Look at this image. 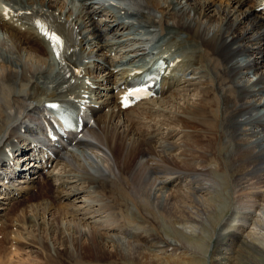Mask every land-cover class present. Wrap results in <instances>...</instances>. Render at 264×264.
<instances>
[{"label":"bare ground","instance_id":"bare-ground-1","mask_svg":"<svg viewBox=\"0 0 264 264\" xmlns=\"http://www.w3.org/2000/svg\"><path fill=\"white\" fill-rule=\"evenodd\" d=\"M99 1L0 0V29L5 31L11 42L8 44V40L0 36V96L3 100V102L0 101V134L9 125L11 115L15 116V114H19L18 112H27L31 117L32 113L37 114L41 111V105H43L45 100L53 97L62 98L60 95L66 89L63 67L55 60L42 40L30 30L23 29L11 17V11L16 7L20 9L45 7L47 10H56L64 18L68 19L69 23L76 27L75 33L80 34L79 44L74 56L84 68L85 73L81 77L77 88L80 94L90 92V101L95 105L97 104L98 108L92 107V118L94 123L98 125V129L102 131V134L98 138L111 148V153L116 159L117 171L120 173L123 171L119 160H127L128 165L125 168V172L124 174L117 175L119 180L115 184L116 174H112L114 177L111 174L102 176L91 174L79 176L73 173L71 168L67 169L64 166L62 169L65 171L63 173L61 171L59 175L57 174L58 180L55 183L53 182V184L50 181L49 173L42 175L38 185L47 186V193L43 197L37 198L33 194H30L28 196L30 199H27L28 201L21 205L16 210V213L12 211V213H15L14 215H9L8 213L7 216L4 214L5 212L1 213L2 208H0V217H6L9 221L8 223L10 221L14 223L17 220L20 223L18 225H28L30 229V225L32 226L33 223L36 225H45L46 222L43 217L47 214H52L55 224L52 225L50 223V225L48 223L47 227L50 229L48 231L51 233L54 231L58 232L62 229L60 226L62 223V215L66 216L68 213L67 216L76 217L79 214L77 215V213L63 208V213H60V218H57L55 216L57 211L54 210L58 209L56 204L59 205V209L62 208L60 204L70 209L72 205L66 202L68 196L72 197L80 192L93 193L96 191V195L102 194L103 197L101 199L105 201L109 199L110 203H105L104 201L101 204H95V195H92L90 208H93V210H90V212H99L98 209L100 207L97 209L99 205H101L103 210L108 209L113 211L112 213H115L116 211L113 209H116L118 210L117 213H122V218L125 219L122 222L129 227L133 222L138 224V220L128 216L125 210H129L130 205L134 207L137 205L136 208L138 209L139 207L144 213L150 211V213L146 214L148 218L144 217V220L149 223L151 230L154 231L156 227L159 233L161 231L163 233L164 231L167 235L170 232V235L173 237L181 235V237L183 236L181 240L184 239L185 244L186 242L190 243L186 235H183L184 232L182 233L175 224L181 221L197 222L206 228L207 222L214 221V213L212 212H216V210L212 207L211 202L202 196L199 199L194 198L190 203L188 200H186V203H181L184 200L176 195H172L173 197L168 200L169 205H167L170 213L168 210L165 213H158L159 211L155 209V206L158 205L156 200H161L162 197L164 198V192L161 191L160 196H162L160 197L158 195L160 190L147 188L144 173H149L151 167L148 164L146 155H152V159L156 161H158L157 157H160L161 161L168 165L167 153L159 149L157 150L153 142L146 137V133H141L139 128V131H136L134 129V120L129 123L128 119L126 120L125 117H122V114L129 116L135 108L143 103H139L133 108L120 109L116 97L117 93L112 89L111 83L120 75L123 61L127 57L136 55L135 58L137 59L141 57L142 59L146 57L151 59L152 56L148 55V53L159 48L163 53H167L170 59L176 63L185 65L187 62H191V64L198 65L200 68L198 73H202V76H205L207 71L211 73L214 78L213 80L211 78H204V81H201L200 85L198 84L199 89L197 91L198 93L196 92L197 97L194 102L191 103L189 99V102L185 99L184 105L176 103L177 109L181 113L176 114L177 116L175 118L170 115L164 117L165 120L162 119L164 121L162 124H167V121H170L172 124L167 125H179V128H183V132L184 128H191L190 131L185 132L186 134L184 133L183 143H178V146L181 147L180 153L184 154L186 158L193 155L195 158L203 156L205 164L202 165V168H205L210 162H216L217 166L215 167L222 168V164H225V156H223V153H226L225 148H228L230 142L236 139L238 144H232L231 146L237 149L236 157L241 162L242 169L249 173L239 174L234 178V181L237 184L245 185L243 186V190L248 191L252 196H256V193L251 191L252 188L247 182L249 178L253 177H256V180H262L264 178V124L250 126L246 124L250 120L255 121L259 118H264V8L259 9L264 0H119L122 3H117L115 9L117 10V15L120 17L114 15L109 16L110 20L101 19L103 18L102 10H99L97 7ZM91 5H95L97 8L89 9ZM100 15H102L100 19L96 18ZM124 31H127V35H124ZM130 37H137V40L133 41L137 47L131 48L128 52L126 50L127 48L124 49L126 51L119 49L117 51L120 52L119 57H111L108 55V52L113 51L117 47H122L124 40ZM179 37H183L182 40ZM178 51L183 53L179 58L175 57ZM25 52L31 54L32 62L24 57ZM251 69L254 71V77L256 78V81L252 84L253 78L245 80L248 77V72L246 71ZM84 77L88 78V83L83 82ZM230 80L234 81L235 87L230 86ZM213 87L216 91L213 90ZM181 95H185L186 98V94ZM247 97H249L248 100H246ZM261 97L263 98L261 99ZM160 100L163 99H151L145 102H153L157 105ZM154 104L152 105V109L156 107ZM8 107L14 109L13 114L6 112V108ZM155 109L158 110L157 107ZM168 112L169 110L166 112L163 110L162 115ZM154 113L156 114V112ZM23 121H13L15 123L9 131L0 138L1 161H4L6 154L8 158L10 156L14 157L15 153L19 156L20 153H23L24 148L28 147L26 137L20 134L21 128L25 127L24 129H28ZM128 124H130L129 127L124 129L123 126ZM190 132H196V134H190ZM224 138L225 140L223 142ZM81 142H84V140L80 139L77 141V143ZM240 142L242 144L247 143L246 145L248 146L250 144L251 148H244L245 145L240 144ZM197 146L204 148L207 146L209 153H199L195 148ZM232 147L230 148V152L227 153L228 157L226 154L229 160L225 166H228L230 160L234 157ZM216 151L222 156L223 161L221 160L222 158L217 157L218 153ZM61 154L60 150L55 152L58 158ZM83 156L92 159L90 153L86 151L83 152ZM175 156H170L171 159L173 157L172 163L175 162L176 164L182 165L186 158L178 160ZM139 159H142L144 165L141 166ZM249 159L255 160L251 172L246 167ZM34 165H37V163H31V167L25 165L22 168L27 171L35 170ZM133 168L137 171L129 177L127 174ZM191 170H195V168L187 167L183 171L186 172L184 173L185 175L190 177L189 172ZM214 170L215 168L212 169L209 167V171L213 172ZM178 171L180 174V170L172 171V174ZM225 173L230 174L227 170ZM71 174L72 177H78L77 180H84L87 183L86 186H80L79 184L70 185L71 180L68 177ZM158 174H160V171ZM174 178L175 180L179 179L176 178V175ZM214 178L217 177H212V179L218 181V179ZM34 179L30 175L29 180H22V183H25V185L18 187L21 196L33 188L31 184L35 182ZM199 185H201L202 189L204 188L202 184ZM193 189L190 191V194L195 197L197 191L195 192ZM147 199L153 203L151 207L153 210L148 209L146 205ZM253 201L256 204L258 203L257 206H259L261 205L260 202L262 199ZM42 206L43 211L41 215L39 212L42 210ZM74 210L76 211L77 208ZM139 213L141 212L139 211ZM144 213H141V216L145 215ZM82 214L85 215L87 213ZM250 219L256 221L255 224H259V219L256 216L251 215ZM160 224H164L166 229H162ZM7 226L10 227L9 224ZM77 226L79 225L75 227L77 228ZM75 227H66V230L60 234L63 236L65 231H68L69 234H65L63 237H71L73 246L79 249L81 253L84 251L94 256V251L105 248L109 255H113V257L120 255V251L115 249L116 245L112 243V245H109L112 246L111 250H108L106 240L101 241L104 239L101 234L89 235L90 237L88 234H82L83 243H81V239L75 240L73 236L80 232ZM6 230L7 228L4 230L0 229V233L3 231L4 234H8V236H5L7 243L4 237L0 239L2 249L4 248L3 250L0 248L1 252H4L3 254L8 251V245L11 244L9 235L12 231L10 229L8 231ZM223 230L216 232V236L213 239V247L219 243L223 244L221 242L225 238ZM20 233L23 234V232ZM61 235L58 236V239L54 238V242H60L64 245V248L54 250L55 254L52 252L53 246L48 242L49 240L47 241L39 237V239L34 238L37 243L38 241L40 242L42 248L45 245V249H43L45 254L43 256H40L41 253L37 254L40 257L39 263L62 264L65 260L64 256L66 255H68L69 259H75L72 260L75 262L74 264H79L83 261L80 254L75 255L68 249L65 239ZM230 235L234 236L235 234L232 231ZM31 236L33 235L31 234ZM240 237L243 238L239 242L241 243V247L239 246L240 249L254 258L258 255L262 262H264V244L257 243L259 239L254 235ZM66 240L70 242L68 241L70 239L66 238ZM178 240H172L170 244L173 243L176 246L183 245L185 247L184 244L178 243ZM204 242L197 244L200 246L205 244ZM192 244H194L193 241H191V247ZM11 245L6 255L7 259L14 256L17 259V264H28L27 258L29 254H27L28 256L26 255L27 258L25 255H21V245H16L14 253L10 252ZM47 245L49 246L48 248ZM205 248L207 251L206 246L204 250ZM86 253L84 254L85 256ZM131 253L140 258L138 250H132ZM154 258L141 261L140 264H168L165 262L162 263V260H157L156 257ZM0 259V264H8L7 260L1 256ZM10 259L11 261L13 260L12 258ZM94 259L97 258L94 257ZM193 263L197 264L198 261L194 258Z\"/></svg>","mask_w":264,"mask_h":264},{"label":"rangeland","instance_id":"rangeland-1","mask_svg":"<svg viewBox=\"0 0 264 264\" xmlns=\"http://www.w3.org/2000/svg\"><path fill=\"white\" fill-rule=\"evenodd\" d=\"M96 8L97 7L95 5H91V7L89 9H96ZM111 16H113V14ZM100 18L101 17H99V19ZM124 33H127V31L126 32L124 31ZM0 36H1V38L5 37V39L8 40V42H7L8 44L11 43L10 39L6 35L5 31L3 34H1V29H0ZM24 57H26L30 62H32V56L30 53L25 52ZM242 71H244V70H242ZM246 72H248V77H246L245 80L253 78V81L251 82V84L254 83V81H256L255 80L256 78L254 77V71L251 69V70H247ZM186 81H188V80H186ZM197 82L198 83H196V82L191 83L189 89L182 90V94L183 95L186 94V98H185V95L179 96L177 99H175V104L180 103L181 105L182 104L184 105L185 104L184 102L186 100L188 101V99L190 100L191 103H193L197 97V93H198L197 91L199 89V85H200L201 81H197ZM182 89H183V86H182ZM102 94H103V92H102ZM173 94H174V90L171 93H169V95L167 97L170 98ZM182 98H184V99H182ZM262 98L263 97H261V99ZM248 99H249V97L246 98V100H248ZM0 101L3 102L1 96H0ZM162 101L163 100H160L159 102H162ZM171 103H172V101H168V99L163 103V106L166 107L167 110H169V112L165 115H162L161 112H159V113L156 112V114L154 113L155 111L151 112V117L153 118V120L150 121L151 125H154V123L158 124L161 118L163 120H165L164 117H168L169 115L174 116V118L177 116L176 114L174 115V114L170 113V111L172 110ZM154 108H156V107H154ZM6 112L13 114L14 109L8 107V108H6ZM252 114H255V113H252ZM25 115H26L25 113H22L19 115V118L22 117L20 120H22V121L24 120L25 121L24 123L29 126L30 124H29L28 118H27L28 115L27 116H25ZM179 115L182 116L181 114H179ZM122 117L123 118L125 117V119L126 120L128 119V122L131 123L132 120L130 121L128 116H126V114L125 115L122 114ZM163 120H162V123L164 122ZM167 124H172V123L170 121H167ZM167 124H162V126L164 127L163 131H162L163 139L159 140L156 137H153V139L151 141L156 146L157 150L159 149V150L163 151L164 153H167V159L169 160V162H167L168 165H166L165 162L161 161L160 157H157L158 161H156V160L152 159V157H153L152 155H150V154L146 155L148 158V164L151 167V170L149 173H144V180H146L145 183L147 184V188H152L153 190L154 189L160 190L158 193L159 196H160L161 191L164 192V194H163L164 198L162 197L161 200H156L157 201L156 203L158 204L156 206H158V207L155 206V209L157 211H159L158 213H161V212L165 213V211L168 210L167 209V207H168L167 205H169L168 200H170V198L173 197L172 195H176L177 197H180V199L184 200L181 203H186L187 202L186 200H188L190 203V201L194 200V198L199 199L202 196L204 198H207L211 202V205L214 208V210H216V212H212V213H214V221L211 220L212 223H211V221L209 223L207 222L206 228H204L202 225L198 224L197 222L196 223L195 222H189V221H186V222L181 221L179 223L177 222L175 224V226L179 230H181L182 233L184 232L183 235H186L187 239L190 241V243L186 242V244H185V240L184 239L181 240V238L183 237V236L181 237V235H177V236L173 237L172 235H170V232H168L169 233L168 234L167 231H166L167 235L165 234L164 231H163V233H162V231L159 233V231L156 227H155L154 231L151 230L149 228V223L144 220L145 219L144 217H147L146 214L150 213V211H148V213H144V211H141V209H139V207H138V209L136 208L137 205H136V207L130 205L129 210L127 209V213L130 214V217L135 219V220H138L137 221L138 224H136L137 230L139 231L137 236H136V233L131 232V235L134 237H131V235H126V233H123L122 230L119 229L118 224L115 223V222H118V223L121 222L122 224H124V222H122V221H124L125 219L122 218L123 217L122 213L115 212L116 213L115 214V213H112L113 211L108 210V209L107 210L110 211L111 213H109V212H106V213L96 212V213L101 214V215L96 216L95 219H88V220L86 219V217L89 215L92 216L93 213H89V214L87 213L88 215L87 214H85V215L81 214V215H78L76 217H73V216L71 217L69 215L67 216L68 213L66 212L67 213L66 216H63V215L61 216L62 223L60 226L62 229L58 232L54 231L53 233L49 232L48 230H50V229H48V227H47L48 223L49 224L52 223V225L55 224V221H53L52 214H47L46 216L43 217L45 222H46V224H45L46 226L43 224L42 225L41 224L36 225L35 223H33L32 226L30 225V229H29L28 225L27 226H25V225L22 226V224L18 225L20 223L17 222V220H15L14 223H11V221H10V223H8L9 222L8 219L4 216H1L0 222H3V224H2V226H0V229L4 230L7 227V225L9 224L10 227L8 226V229H10L12 231L11 237H13L12 236L13 234H14V237L21 235V237L16 239L17 242L20 241L19 243H16V245L17 244L21 245V247H22V249L20 251L21 255H25V257L27 258V256H28L27 254H29V256L27 258L28 259L27 263L28 264H31V263L32 264H40L39 263L40 257L37 254L41 253L40 256H43V254H45V252L43 250V249H45V245L42 244L44 247V248H42L40 242L38 241V243H37V241L34 239L35 237H36V239L42 238V239L47 240V241L49 240L48 242L53 246L52 252H53V254H55L56 249H60V248L63 249L64 245H62L60 242H56V241L54 242V238L58 239V236H60L62 234V232L64 230H66V227H70V226L75 227L76 225H79V226H77V228L75 227L77 230L80 231L78 234H75L73 236L75 240L81 239V243H83L84 240L82 239V236H81L82 234H88V236L89 235L91 236V235H96L98 233L99 235L101 234V236L104 237V239H102L101 241L106 240V245L108 246V250L109 249L111 250V247H112L109 245L114 244L117 247V248L115 247V249H118L120 251V255H116L114 257H113V255L112 256L109 255L108 251L105 248H103L102 250L100 249L99 251L98 250L94 251V256L92 254L90 255L89 253H86L84 251L81 253L79 251V249H77V248H75V246H73V243L71 241V237H63V236H65V234H67V235L69 234L68 231H65V234L63 236L61 235V237L65 239L66 246H68V249L70 251H72L75 255L80 254V257L82 258L83 261L80 262L79 264H140L141 261L149 260V258H154V257H156L157 260H162V263L165 262L168 264H196V263H193L194 258L196 261H198L197 264H264V262H262L261 258L258 255H256V258H257L256 259V258L252 257L250 254L248 255V254H246V252L244 253L243 252L244 250L242 251L240 249L241 243H239L243 239L240 236L247 237L249 235H254V236H256L257 239H259V240H257V243L259 242L261 245L264 244V178H262V180H256V177L249 178V181L247 182V184L252 188L251 191L256 193V196L250 195L248 193V191L243 190V188H244L243 186H245V185L237 184L234 181V178L237 177L239 174L249 173L248 171H245L242 169L243 166L241 165V162L236 157L237 149L235 147L231 146L232 144L233 145L238 144L236 142V139H235V141L233 140V142H230V145L228 144L229 147L226 146L229 149L225 148L226 153H223V156H225V164H222V168L215 167V166H217L216 162H210L205 168H202V165L205 164L203 156H201L200 158H195L193 155V156L186 158V156H184V154L180 153L181 147L178 146L181 142L183 143L182 140L185 137V134H186L185 132L190 131L191 128H184V132H183V128L182 127L179 128V125L173 126V125H167ZM173 124H175V123H173ZM255 124L256 125H263L264 124V118H259L258 120H255V121L250 120L247 122L246 125L250 126V125H255ZM129 125L130 124L124 125L123 128L125 129V128L129 127ZM96 127L98 129L97 124H96ZM139 129H140L141 133H144V134L146 133L144 130H141V128H139ZM149 131L151 132L150 127H149ZM100 132L102 134L101 130H100ZM198 133H200V132H198ZM190 134H196V132H190ZM96 136L98 137L97 134H96ZM146 137H148L147 134H146ZM225 138L223 139V142H224ZM228 139H230V138H228ZM169 142H172V143H169ZM240 144H242V142H240ZM246 144L247 143L242 144V145L246 146V147L244 146V148L247 149V147H248L250 149L251 145L249 144V146H248ZM199 147L200 146L195 147L199 151V153H203V152L209 153V149L207 148V146L205 148L200 147V149H199ZM231 147H232V151L234 152V157L230 160L229 165L225 166V165H227L228 160H229L227 158L228 157L227 153L230 152ZM108 148H109V151L111 153V150H110L111 148L109 146H108ZM216 152L218 153L217 157L221 159L222 156L219 154L218 151H216ZM226 154H227V157H226ZM111 155H112L113 161L115 160L114 163L116 165V159L112 153H111ZM171 155L172 156L176 155L175 157L178 160H182L184 158H186V159L184 160V163L182 165H179V164H176L175 162L172 163L173 157L171 159V157H170ZM221 160L223 161L224 159L222 158ZM119 161H120V165L123 169L122 173L124 174L125 168L128 165V162L125 159H122ZM217 161H218V159H217ZM140 162H141V166L144 165V162L142 161V159H139V163ZM254 162H255V160L249 159V163L246 165V167L249 169L250 172L252 171ZM218 163L220 164V162H218ZM159 164H161V165H159ZM187 167L195 168V170H191L189 172L191 175L190 177L185 175L184 173H186V172L183 171V170H186ZM209 167L212 169L215 168V170L213 172L209 171ZM67 169H70V167H67ZM176 170H180V174H179V171L175 174H172V171L174 172ZM226 170H227V172L228 171L230 172L229 175H228V173L227 174L225 173ZM61 171L63 173L65 170L62 169L57 174L59 175L61 173ZM136 171L137 170H135V168H133L132 171L127 175L130 177L131 174H134ZM159 171H160V174H158ZM166 171H171V173H167ZM161 172H163V173H161ZM181 172H183V173H181ZM122 173H120L119 171H116L113 174H116L115 177H117V175L122 174ZM57 174H56V176H57ZM107 174H111V176L114 177V175H112V173H110V172ZM177 174H179V175H177ZM175 175H176V178H179V179L175 180L174 179ZM64 176L66 177V175H64ZM212 177H217L214 179H218L219 182L217 180H215L216 181L215 182L212 179ZM39 180H38V182H39ZM118 180H119V178H118ZM199 184H202L205 189L204 188L202 189L201 185H199ZM40 188H41V185L40 186L38 185L36 191L39 192ZM193 188L194 189L196 188V189L194 190ZM198 188H200V189H198ZM192 189L195 192L197 191V193L195 194V197L190 194L191 193L190 191ZM46 193L47 192H45V194ZM45 194H43V195L39 194L40 196H37V198L43 197ZM91 197L92 196H90L88 198L90 201L92 199ZM97 197L101 199V197H103V196H102V194H99V195H97ZM27 199H30V198L28 196H26V197H24L22 202L17 200L12 204V206L15 208L14 209L15 213H16V210L19 209L21 205L25 204L28 201ZM152 199H153V195H152ZM252 199L253 200L262 199V201L260 202L261 205L257 206L258 203L256 204L255 201H253ZM106 200L107 201H105V203H107V202L110 203L109 199H106ZM90 201H87V204H89L91 206ZM2 204H5V203L3 202ZM146 205H147L148 209H152L151 207H152L153 203L147 199ZM5 206H7L5 209H3L0 206V208H2L1 213L5 212L4 214L7 216H8V213H9V215L15 214V213H12L13 210L10 211L11 209H10L9 205L5 204ZM58 206L59 205L56 204V207L58 209L57 210L54 209V210L57 211V213H55V216L57 218H60V213H63V210H62L63 208L59 209L60 207H58ZM138 206H140V204H138ZM98 207H100V209L103 210V208H101V205L97 206V209H98ZM41 208H42V210L39 213L42 215L43 206ZM71 208H72V206H70V209ZM91 210H93V208H91ZM105 210L106 209H104L103 211H105ZM218 210H220V211H218ZM139 211L141 213H144L146 216L145 215L141 216V213H139ZM168 211L170 213V210H168ZM216 215H217V217H216ZM251 215H254L259 219L258 225L255 224L256 221H253L250 219ZM84 219H86L87 221H83ZM98 219H99V222L97 223V226H96V220H98ZM71 221H73L72 223H74V224H72ZM80 221H81V223H80ZM11 224H12V226H11ZM17 225L19 228L17 227ZM160 226L162 227V229H166L164 224H162V225L160 224ZM126 227L128 228V225ZM16 228H18L19 230H22V232L24 231V235L22 233H20L18 230H16ZM222 229H224L223 233H224V237H225L221 240V242H223V244L219 243L215 247H213V245H214L213 239L216 236L215 234H216V232H218V230H222ZM167 230H170V229H167ZM28 231H29V233H28ZM155 231H156V233H155ZM232 231H233V234H235L236 236L230 235L232 233ZM185 232H186V234H185ZM2 233H4V232L1 231L0 239L3 237ZM31 234L34 237L31 236ZM5 236H8V234H4V239H5ZM52 237H53V239H52ZM29 238H30V240H29ZM66 238L70 239V240H68L70 242H67ZM178 239H180V240H178ZM5 240L7 243V239H5ZM12 240L14 242V239H12ZM166 240H168V241H166ZM172 240H178V243L184 244L185 247L183 245L182 246L181 245L176 246L173 243L170 244V242ZM191 241H193L194 244H196V245L192 244V247H191ZM199 242L200 243L204 242L205 244L198 246L197 243H199ZM75 243H77V242H75ZM77 244H79V243H77ZM10 245H8V251L7 252H9V246ZM196 246H197V248H195ZM205 246L207 247V251H206V248L204 250ZM48 247L49 246L47 245V248ZM218 247H220V248H218ZM226 247H228V248H226ZM0 248L2 249L1 240H0ZM12 249H13V247L11 245L10 250L12 251ZM132 250H138V253H140V258L137 257V255H134L133 253H131ZM113 251H115V250H113ZM200 251H202V252H200ZM0 252H1V250H0ZM7 252L5 254H3L4 252L2 251L0 254L1 257L4 258L7 255ZM85 253H86V256L84 255ZM87 254H89L90 256ZM149 254H150V256H149ZM94 257L97 259H94ZM64 258H65V260L62 264H74L75 263L74 261H72L75 259L74 258L69 259L68 255L64 256ZM98 258H100V259H98ZM4 259L7 260L8 264H12V263H9L10 259H7V256ZM13 259H14L13 264H15L17 259H15L14 256H13ZM199 261H201V262H199ZM0 262H1V259H0Z\"/></svg>","mask_w":264,"mask_h":264}]
</instances>
